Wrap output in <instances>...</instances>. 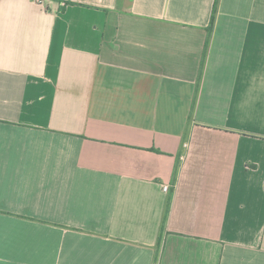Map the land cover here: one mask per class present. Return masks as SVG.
<instances>
[{"label": "crops", "instance_id": "crops-1", "mask_svg": "<svg viewBox=\"0 0 264 264\" xmlns=\"http://www.w3.org/2000/svg\"><path fill=\"white\" fill-rule=\"evenodd\" d=\"M0 264H264V0H0Z\"/></svg>", "mask_w": 264, "mask_h": 264}, {"label": "trees", "instance_id": "trees-1", "mask_svg": "<svg viewBox=\"0 0 264 264\" xmlns=\"http://www.w3.org/2000/svg\"><path fill=\"white\" fill-rule=\"evenodd\" d=\"M207 45H208V40L206 41L204 52H203V57H202L201 66H200V73L202 72V68H203V65H204V60H205L206 51H207ZM167 210H168V205L166 206V209H165V215L167 213Z\"/></svg>", "mask_w": 264, "mask_h": 264}, {"label": "built area", "instance_id": "built-area-1", "mask_svg": "<svg viewBox=\"0 0 264 264\" xmlns=\"http://www.w3.org/2000/svg\"><path fill=\"white\" fill-rule=\"evenodd\" d=\"M163 191H164V192H168V187H167V186H164V187H163Z\"/></svg>", "mask_w": 264, "mask_h": 264}]
</instances>
